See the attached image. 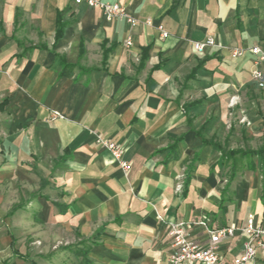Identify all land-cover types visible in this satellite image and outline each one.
<instances>
[{
    "label": "crops",
    "instance_id": "crops-1",
    "mask_svg": "<svg viewBox=\"0 0 264 264\" xmlns=\"http://www.w3.org/2000/svg\"><path fill=\"white\" fill-rule=\"evenodd\" d=\"M96 1L137 24L0 0V264H171L170 223L264 226V0Z\"/></svg>",
    "mask_w": 264,
    "mask_h": 264
},
{
    "label": "built area",
    "instance_id": "built-area-1",
    "mask_svg": "<svg viewBox=\"0 0 264 264\" xmlns=\"http://www.w3.org/2000/svg\"><path fill=\"white\" fill-rule=\"evenodd\" d=\"M75 4L85 3L88 7L99 9L106 21L114 19L124 20L130 27H134L137 21L129 16L124 7L118 4L101 3L96 0H72ZM146 24L150 25V21ZM166 36L165 33H162ZM130 46V42H126ZM214 41L209 38L201 43H195L193 49L196 52H202L205 47L213 46ZM250 53L257 57L258 62H264V50L259 47L250 49ZM239 51H235L233 56H240ZM253 78L262 86V75L258 71L253 72ZM103 148L108 150L113 159L118 163L123 172L128 170V163L123 160V151L115 144L107 141H97ZM199 225L204 229L207 246L201 247L189 239V233L183 222L170 223L167 234L171 239V248L173 253L169 258L171 264H191L199 262L201 264H225L224 257L218 252L219 245L226 240L232 239L237 233L244 237L241 252L234 257L231 264H253L258 251L264 252V227L255 219L254 216L248 215L241 226L234 224L222 227L211 228L208 220L203 219Z\"/></svg>",
    "mask_w": 264,
    "mask_h": 264
},
{
    "label": "trees",
    "instance_id": "trees-1",
    "mask_svg": "<svg viewBox=\"0 0 264 264\" xmlns=\"http://www.w3.org/2000/svg\"><path fill=\"white\" fill-rule=\"evenodd\" d=\"M58 33H59V30H58ZM245 155H243L242 157H244ZM262 180H263V189H264V168L262 169ZM226 189H227V186H226ZM263 226V225H262ZM264 227V226H263Z\"/></svg>",
    "mask_w": 264,
    "mask_h": 264
}]
</instances>
